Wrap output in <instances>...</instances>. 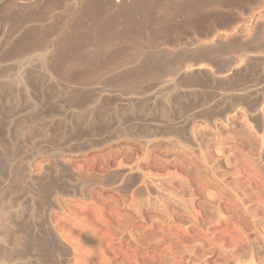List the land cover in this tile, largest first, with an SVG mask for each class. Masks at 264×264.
I'll return each mask as SVG.
<instances>
[{
    "label": "rangeland",
    "instance_id": "1",
    "mask_svg": "<svg viewBox=\"0 0 264 264\" xmlns=\"http://www.w3.org/2000/svg\"><path fill=\"white\" fill-rule=\"evenodd\" d=\"M0 264H264V0H0Z\"/></svg>",
    "mask_w": 264,
    "mask_h": 264
},
{
    "label": "bare ground",
    "instance_id": "2",
    "mask_svg": "<svg viewBox=\"0 0 264 264\" xmlns=\"http://www.w3.org/2000/svg\"><path fill=\"white\" fill-rule=\"evenodd\" d=\"M197 70H200V71H203V70H209V67L207 66H201V67H198L197 66Z\"/></svg>",
    "mask_w": 264,
    "mask_h": 264
}]
</instances>
